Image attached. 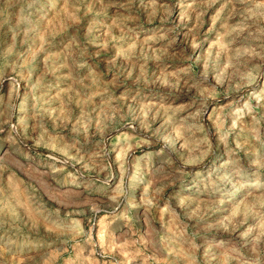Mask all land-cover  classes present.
<instances>
[{
    "label": "rangeland",
    "instance_id": "obj_1",
    "mask_svg": "<svg viewBox=\"0 0 264 264\" xmlns=\"http://www.w3.org/2000/svg\"><path fill=\"white\" fill-rule=\"evenodd\" d=\"M0 264H264V0H0Z\"/></svg>",
    "mask_w": 264,
    "mask_h": 264
}]
</instances>
